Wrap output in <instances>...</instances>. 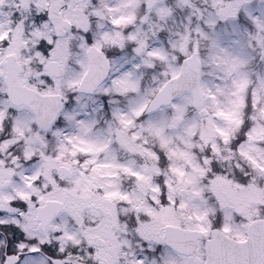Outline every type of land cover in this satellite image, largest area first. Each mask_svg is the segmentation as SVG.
I'll return each mask as SVG.
<instances>
[{
    "label": "snow or ice",
    "instance_id": "obj_1",
    "mask_svg": "<svg viewBox=\"0 0 264 264\" xmlns=\"http://www.w3.org/2000/svg\"><path fill=\"white\" fill-rule=\"evenodd\" d=\"M0 264H264V0H0Z\"/></svg>",
    "mask_w": 264,
    "mask_h": 264
}]
</instances>
